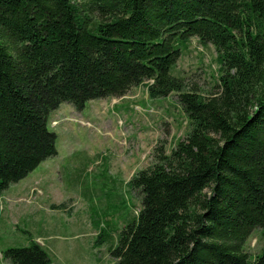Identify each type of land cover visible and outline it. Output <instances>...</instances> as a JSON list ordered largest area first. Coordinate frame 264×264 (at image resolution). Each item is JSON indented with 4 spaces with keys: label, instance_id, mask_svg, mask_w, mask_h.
Segmentation results:
<instances>
[{
    "label": "trees",
    "instance_id": "trees-1",
    "mask_svg": "<svg viewBox=\"0 0 264 264\" xmlns=\"http://www.w3.org/2000/svg\"><path fill=\"white\" fill-rule=\"evenodd\" d=\"M192 38L220 65L206 95L173 74ZM140 85L151 99L174 94L190 130L131 176L137 216L110 256L264 264V244L244 248L256 228L264 235V0H0V194L56 155L47 123L61 103L81 110ZM2 257L51 264L33 241Z\"/></svg>",
    "mask_w": 264,
    "mask_h": 264
},
{
    "label": "rangeland",
    "instance_id": "rangeland-1",
    "mask_svg": "<svg viewBox=\"0 0 264 264\" xmlns=\"http://www.w3.org/2000/svg\"><path fill=\"white\" fill-rule=\"evenodd\" d=\"M219 66L214 47L192 38L173 74L206 95L215 90ZM47 125L56 134V155L0 194V264H12L2 257L7 248L31 241L51 264H117L108 248L139 208L129 180L153 162L156 145L170 153L185 137L186 114L174 94L151 99L140 85L120 97L91 99L81 110L63 102ZM263 244L259 227L244 248L254 256Z\"/></svg>",
    "mask_w": 264,
    "mask_h": 264
},
{
    "label": "crops",
    "instance_id": "crops-1",
    "mask_svg": "<svg viewBox=\"0 0 264 264\" xmlns=\"http://www.w3.org/2000/svg\"><path fill=\"white\" fill-rule=\"evenodd\" d=\"M102 99H106V98H102ZM24 179V178H23ZM19 183H20V181L19 182H16V185H19ZM22 187V186H21ZM26 187V186H25ZM25 187H22L23 189L25 188Z\"/></svg>",
    "mask_w": 264,
    "mask_h": 264
}]
</instances>
